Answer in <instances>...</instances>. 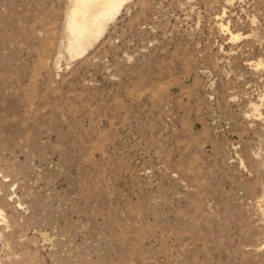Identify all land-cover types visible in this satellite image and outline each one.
<instances>
[{"label":"rangeland","instance_id":"rangeland-1","mask_svg":"<svg viewBox=\"0 0 264 264\" xmlns=\"http://www.w3.org/2000/svg\"><path fill=\"white\" fill-rule=\"evenodd\" d=\"M75 2L0 0V264H264V0Z\"/></svg>","mask_w":264,"mask_h":264},{"label":"bare ground","instance_id":"bare-ground-1","mask_svg":"<svg viewBox=\"0 0 264 264\" xmlns=\"http://www.w3.org/2000/svg\"><path fill=\"white\" fill-rule=\"evenodd\" d=\"M126 0H76L71 14L70 29L78 38L92 36L102 29L105 19H110ZM115 16V15H114ZM105 22V21H104ZM75 33V34H74ZM99 34V33H98ZM82 41V40H81Z\"/></svg>","mask_w":264,"mask_h":264}]
</instances>
